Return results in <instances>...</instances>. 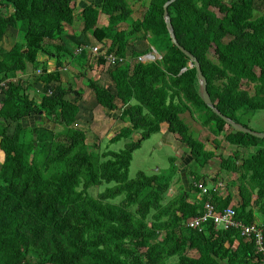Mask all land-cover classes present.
Listing matches in <instances>:
<instances>
[{
  "label": "trees",
  "instance_id": "trees-1",
  "mask_svg": "<svg viewBox=\"0 0 264 264\" xmlns=\"http://www.w3.org/2000/svg\"><path fill=\"white\" fill-rule=\"evenodd\" d=\"M168 1L148 0L142 20L132 21L134 0H98L82 12V33L69 37L64 26L75 23L73 0H0V264H252L259 256L254 240L240 230H216L213 221L202 231L188 226L204 214L206 203L223 212L231 196L223 199L213 190L203 194L195 172L189 173V188L201 198L188 201L184 186L170 195L181 178L176 158L167 171L139 172L131 179L136 143L96 155L87 133L74 127L83 92L69 100L71 89L62 83L61 73L66 59L83 71L91 69L93 53L86 47L91 32L100 43L110 41L108 54L127 60L109 66L111 86L92 79L87 83L100 106L121 112L120 120L129 124L110 143L137 131L146 138L168 124V131L180 137L203 168L216 155L193 135L184 118L189 114L228 144L255 148L239 167V153L222 158L221 170L240 173L242 202L234 208L238 220L255 223L254 193L255 206L264 214V139L235 130L205 104L197 69L168 30ZM260 5L264 0H178L168 8L179 44L201 64L215 107L252 130L248 114L264 111ZM101 15L109 18L104 27L99 26ZM122 23L131 27L122 30ZM10 29L18 38L7 50L2 45ZM144 42L147 46L141 49ZM152 48L162 59L137 61ZM42 55L56 60L54 72L39 60ZM94 58L107 65L104 56ZM30 69L34 73L29 80L18 79ZM39 83L43 90L35 93ZM32 114L40 116V126L25 133L21 120ZM213 143L221 145L219 140ZM234 239L241 241L236 251L225 246Z\"/></svg>",
  "mask_w": 264,
  "mask_h": 264
},
{
  "label": "crops",
  "instance_id": "crops-1",
  "mask_svg": "<svg viewBox=\"0 0 264 264\" xmlns=\"http://www.w3.org/2000/svg\"><path fill=\"white\" fill-rule=\"evenodd\" d=\"M93 2H98V0H73V5L76 8L75 16H76L77 11L79 10L81 20L80 19L77 20V16H76L75 23L72 26L71 25L64 26L65 36H69V37L70 36H74V33H75L76 30H80V33L83 31L84 24H83V21H82L83 20L82 12L88 5H90ZM134 4L136 5V3H134ZM141 4H142V8H144V2L140 3L139 5L141 6ZM134 9H135V7H134ZM134 15H136V12L134 13ZM102 16H106V15H101L100 16V20H99V26L100 27H104V26H106L108 24L106 21H101L102 20ZM133 16H132V21L142 20V18L141 19H133ZM126 25H129V23H126ZM90 37L93 38L92 35ZM13 38H15V39L13 40ZM17 38H18V33H17L16 30H12V29L8 30L7 39L3 43L2 46L5 49L10 50L11 47L17 41ZM7 42H8L9 46H7ZM93 42L96 43L98 41L95 38H93L92 39V43ZM107 43L111 45L109 40L107 41ZM97 44H100V42H98ZM96 46L97 45L93 44L89 48L93 49ZM91 49H90V51H91ZM92 56L90 58H94L95 55L92 54ZM39 60L42 61V62L43 61L47 62V68H48L49 72H54L57 69V65H56V60L55 59H49L48 57L42 55V56L39 57ZM64 63H65L64 69L62 70L61 74H62V83L66 86V88H68V90L71 89V92L68 95V99L69 100H75L78 97V92L80 90L83 92L84 96H85V94H86V96L89 95V93H90L89 91L91 89L88 90V91L84 90V89H79V88H77L75 86V84L73 82L74 81L73 79H71V78H69L68 80L65 79L66 72H68L67 67L70 66V64L72 66H74L72 68L81 71V73L84 72L86 74V76H87L88 71H83L82 68L79 67L75 62L70 61L68 59H66V61ZM67 64H68V66H67ZM90 64L92 66L91 69L96 72V68L98 66V63L96 61H94V60H91ZM104 66H106V65H104ZM31 72H33V69L32 70L30 69L29 72L25 73V74L24 73H19L18 74V79H21V80H24V81L25 80H29V78L32 77V73ZM63 75H65V77H63ZM43 86H44L43 83L37 84V87H34L36 89L35 93H41V91L43 90ZM86 96L82 97L81 100L79 101L80 112L78 114L77 121L74 124L75 128L81 129V130H84V129L79 127V124H80V121H81V120H79V118H80L81 115H83L82 117H84V115H85L84 111H85V109H87V105L88 104H87ZM94 102H96L95 103L96 109L101 108V109L104 110V108L97 103L96 97L94 98ZM37 116L38 115L32 114V115H30V116H28V117H26V118L21 120V124L24 127V129H25L24 130L25 133H29V131L31 129L36 127L37 122L41 120L40 116H38V117ZM89 118H92V116H90ZM127 125H129V124L126 123V126ZM162 128H163V131L164 130L166 131L164 133V139L166 141H170V142H173L175 144V147L177 148V154H178V158L175 159V165L178 168L177 171L180 174L181 178H180L179 184H176L173 187L172 192L175 193L178 190L179 187L184 186L185 195H187V193L190 195L188 201L194 202L196 200V198H201L202 197L201 193H197V192L191 191L190 188H189L190 182H192V179H193V177L192 178L189 177V173L190 172H195V173L199 174V176L201 177V181L202 182L200 183V185H202L208 191H210V190L215 191L223 199L227 198L228 196H231L232 197V201H231V203L229 204L228 207H233V208L239 207L241 205V202H242V198H241V195H240V184L238 182L240 173L227 172L226 170L222 171L221 170L222 169V167H221L222 158H228L229 156L234 157V153H239L240 156H238V158L236 159L237 166L239 167V166L243 165L244 160H246L251 154H253L255 152V148H251V149L239 148L237 146L230 145L227 142H225L223 140V138H224L223 135L217 138L216 136H214L211 133H209L210 136L207 137L208 138V139H206L207 141H204L200 137H199V140L206 144V149L208 151L215 152L216 156L205 167L202 168L191 157L190 149L186 145H184L183 143L180 142V140H179L180 137L178 135L171 134L168 131V124H163ZM112 135L113 134L110 133L109 137H111ZM87 137H88V134H87ZM215 140L221 141L220 147L216 146L213 143V141L215 142ZM87 142H88V138H87ZM257 198H258V195L256 193H254L252 195L251 208L253 210L255 223L264 225V214L260 212V210H259V208L257 206H255V201L257 200ZM240 242L241 241L239 239H234L232 241V244H231V242L230 243L226 242L225 246L227 248L231 247L233 250L236 251L240 247V244H241ZM191 253H195V252H191ZM226 262H227V260H224L223 264H226ZM251 262H252V264H260L259 256L255 257L254 260H252Z\"/></svg>",
  "mask_w": 264,
  "mask_h": 264
},
{
  "label": "rangeland",
  "instance_id": "rangeland-1",
  "mask_svg": "<svg viewBox=\"0 0 264 264\" xmlns=\"http://www.w3.org/2000/svg\"><path fill=\"white\" fill-rule=\"evenodd\" d=\"M147 1L148 0H134L136 5L134 4L133 6L135 7L136 15L133 16V19H141L144 13L148 11ZM143 2H144V8H142V4L141 6L139 5L140 3ZM258 9L261 12H264V6L260 5L258 6ZM76 16H77V20L79 19L81 20L79 10L77 11ZM101 21H106L109 24L108 16H102ZM130 24L131 23H129V25H126V23L125 24L122 23L119 26L122 30H126L127 28L131 27ZM81 33L80 30H76L74 35L79 36ZM87 34L90 39V46H86L88 47L87 49H89V52L91 49L89 47H91V45L93 44L97 45L96 47L100 49L99 50L100 52L101 49L104 47V44L102 43L97 44L98 42L92 43L93 38L90 37L92 33L88 32ZM14 39L15 38H13V40ZM67 39L69 40V37H66V40ZM7 46H9L8 42H7ZM68 46L71 49H75V48L77 49V46L70 41H68ZM142 46L143 47L141 49H145L147 43L144 42ZM78 51H80V49H78ZM66 57H68L67 54ZM91 60L97 62L95 58H90V61ZM129 61L133 63L130 59ZM106 66L104 65L102 66L98 64L96 68V72L92 69H89L87 76H84L82 75L81 71L72 68L74 66L70 64V66L67 67L68 72H66V77L65 75H63V77H65L66 80H68L69 78L73 79L74 80L73 82L77 88L84 89L87 91L90 90V88L87 86L88 79L97 80L103 85L111 86V80L108 74L109 66L108 65ZM31 73L33 74V72ZM89 92H90L89 95L86 96L85 94L88 105H87V109H85L84 111L85 112L84 117H82L83 115H81L79 118V120H81L79 127L84 129L88 134L87 143L90 146H93L95 152L98 153L96 155H99V153H101L102 151L120 152L121 150H125V149L127 150L128 146L131 143H136L138 147L130 156L129 176L131 179L135 178L139 172H144L146 174H153L156 172H164L170 169L171 159L178 158L177 148L175 147V144L173 142L166 141L164 139V133L166 131L165 130L163 131V128H161L159 132L153 133L146 138L142 136V133L140 131H137L132 136L127 137L126 139H121L120 141L110 143V139L114 138L120 132V130L126 126V123L120 120L119 116L121 112L119 111L118 112L108 111L106 109L103 110L101 108L96 109V105H95L96 102H94L95 94L92 90H90ZM85 96L83 95L82 97ZM90 116H92V118H89ZM184 118L185 121L191 127L195 138L199 139L200 137L204 141H207L206 139H208L207 137L210 136L209 133H211L209 132L210 130L208 128L202 127V124L199 121L197 122L193 118H191L189 114L184 115ZM248 118H250L249 125L251 128L254 129V131L264 132V111L251 112L248 114ZM40 122L41 120L38 121L36 125L40 126ZM12 127H14V124ZM110 133L113 134L111 137H109ZM2 161H3V156L0 153V166L2 164ZM104 188L105 186H101L100 187L101 191ZM96 193L97 191L94 192L93 195L97 196ZM173 193L174 192H172L171 190L170 195H173ZM191 255L197 257L195 253L193 254L191 253Z\"/></svg>",
  "mask_w": 264,
  "mask_h": 264
},
{
  "label": "built area",
  "instance_id": "built-area-1",
  "mask_svg": "<svg viewBox=\"0 0 264 264\" xmlns=\"http://www.w3.org/2000/svg\"><path fill=\"white\" fill-rule=\"evenodd\" d=\"M104 47L99 52L98 47L92 49V53L95 56L102 55L107 60L108 66H116L118 64L126 63V59L114 54H108V48L110 44L107 41L103 42ZM106 46V47H105ZM83 48H80V51ZM162 59V56L152 48V51L144 56H141L137 59L138 62H150ZM200 189L203 190V194L207 193L208 190L202 185H198ZM213 221L216 230H230L236 229L240 230L243 237L248 240H254L257 251L259 254L260 264H264V225L254 223L252 225H246L242 221L238 220L237 212L233 207H228L223 212L217 211L215 206L208 202L205 205V212L202 216L192 218L188 222V226L191 229H198L199 231L203 230L204 224Z\"/></svg>",
  "mask_w": 264,
  "mask_h": 264
},
{
  "label": "water",
  "instance_id": "water-1",
  "mask_svg": "<svg viewBox=\"0 0 264 264\" xmlns=\"http://www.w3.org/2000/svg\"><path fill=\"white\" fill-rule=\"evenodd\" d=\"M176 1L178 0H169L165 5H164V18H165V21H166V24H167V27H168V30L170 32V35H171V38L173 40V43L186 55L190 58L191 60V67H196L197 69V74H198V79H199V83H200V95L203 99V101L205 102V104L216 114L218 115L220 118H222L226 123L227 125L231 126L232 128H234L235 130L237 131H240V132H243V133H246V134H250L252 136H255L257 138H260V139H264V132H257V131H254L250 128H247V127H244L243 125L241 124H238L236 122H234L233 120L229 119L228 117L224 116L214 105L212 99H211V96L209 94V91H208V82H207V79L206 77L204 76L203 74V71H202V67H201V64L200 62L198 61V59L193 55L191 54L189 51H187L184 47H182L177 38H176V34H175V31H174V27L172 25V21H171V18H170V15H169V12H168V8L173 4L175 3Z\"/></svg>",
  "mask_w": 264,
  "mask_h": 264
}]
</instances>
